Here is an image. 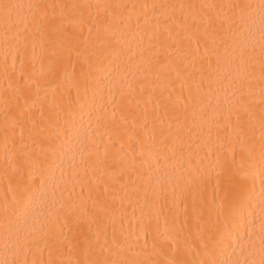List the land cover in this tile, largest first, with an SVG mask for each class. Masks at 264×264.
Returning a JSON list of instances; mask_svg holds the SVG:
<instances>
[{"label": "bare ground", "instance_id": "1", "mask_svg": "<svg viewBox=\"0 0 264 264\" xmlns=\"http://www.w3.org/2000/svg\"><path fill=\"white\" fill-rule=\"evenodd\" d=\"M96 2L98 0H0V3L25 5ZM99 2L127 6L123 14L128 39L132 41L131 52L127 48L120 53L108 50L114 61L110 68L112 83L103 89V99L98 91L93 93L88 65L78 61L75 53L69 58L65 52L63 60L55 62L53 58L54 62L49 65L45 49L51 52L54 44L62 39V33H51V24L47 21H40L38 25L27 10L29 18L18 20L14 17L16 23L12 27L0 13V260L7 256L10 261L18 260L19 264L25 261L32 264L33 260L49 259L46 244L51 245L52 241L33 236L22 215L25 203L35 209L38 202L30 191L22 192L18 185L39 187L40 165L55 153L63 161V176L58 187L49 186L47 193L49 200L57 202V208L60 203L78 201L82 184L84 197L89 195V189L96 197L97 180L102 182L101 189L115 188L123 197L122 205L120 196L117 197L114 214L106 216L99 225H92L89 239L96 253L115 237L123 243L124 251L114 258L155 259L153 240L167 222L177 226L180 240H186L191 248L188 258L196 260L197 264L203 260L260 264L264 259L261 245L264 232L259 207L252 215L247 210L244 213V231L252 232L251 240L241 246L233 237L227 251L221 254L213 249L211 234L214 229L207 210L201 209L199 187L192 185L185 191L190 178L200 175L207 199L210 202L215 199L219 204L224 192L240 180L231 168L233 158L239 161L241 153V141L234 130L236 119L233 116L229 122L228 113L223 110L234 93L236 96L243 93L252 106L255 128L249 129L246 125L242 140L254 137L259 146L260 122L264 116V75L261 72L264 36L258 9L245 24L238 25L236 35L228 33L230 49L239 50L245 46L251 54L247 69L239 72L235 65L229 68L226 60L217 68L214 61L213 68L217 70L211 78V87L207 79L201 87L199 72L183 92L177 85L173 101L179 120L172 118L170 113L163 124L151 118L145 121L142 111L148 108L150 112L151 106L146 103L147 93L141 95L142 72L137 68V65L142 68L155 56L164 60L167 48L165 17L172 13L168 6L176 5L178 9L181 4L216 5L215 12L220 15L217 24L223 22L227 29L228 18L233 12L231 5L255 6L260 0ZM235 11L239 12V8ZM54 23L59 25V19ZM41 25L49 29L53 42L45 41L44 48L39 39ZM26 26L27 32L24 31ZM229 71L230 76L227 75ZM86 91L87 104L82 108ZM68 122L74 124L71 133L67 132ZM147 148L161 154L159 171L155 173L159 178L158 186L156 181L148 182L141 171L146 167L141 163V152ZM30 172L34 175L30 176ZM56 175L61 177L60 169ZM248 186H253L251 179ZM260 187L261 178L257 175L256 204ZM42 211L49 215L50 206ZM211 219L215 221V214ZM249 220L255 223L250 225Z\"/></svg>", "mask_w": 264, "mask_h": 264}, {"label": "snow or ice", "instance_id": "2", "mask_svg": "<svg viewBox=\"0 0 264 264\" xmlns=\"http://www.w3.org/2000/svg\"><path fill=\"white\" fill-rule=\"evenodd\" d=\"M168 7L172 9V13L165 17L167 34L164 43L167 44V48L164 60L161 61L159 56H155L149 58L142 68L137 65L138 70L142 72L141 95L147 93L146 103L151 106V111L145 108L142 116L145 121L151 118L159 124H163L164 120L169 118L170 113L172 118L179 120V116L174 112L173 101V92L177 85L183 92L185 87L193 81L195 74L199 72L201 87L205 79L209 81V87H211V78L217 70L213 68L214 61L217 68L222 61L226 60L229 68L235 65L239 72L247 69L251 54L247 52L245 46L239 50L230 49L228 33L236 35L238 25L245 24L257 9L261 33L264 36V0H260V3L255 6L251 4L231 5L233 12L228 18L227 29L224 28L223 22L217 24L220 15L215 12L216 5L197 7L195 4H181L178 9L176 5ZM126 8V5L102 3L99 0L96 3L43 5L0 3V13L3 14L9 27L15 25L14 17L18 20H27L29 18L25 13L27 10L38 25L40 21H47L51 24V33L57 31L62 33V39L58 44H54L51 52L45 49L49 57V65L51 66L54 62L53 58L55 62L63 60L65 52L69 58L72 53H75L78 61L82 60L88 65V75L93 78V93L98 91L101 99H103V89L112 83L110 68L114 61L108 50L120 53L127 48L131 52L132 41L128 39L126 18L123 14ZM237 8L239 12L235 11ZM57 19L60 21L59 25L54 23ZM24 31L27 32V26ZM239 34L244 35L243 32ZM39 39L41 48H44L45 41L53 43L49 29L44 25L39 27ZM261 47L264 50V44ZM261 72L264 75V60L261 61ZM227 75L230 76L231 72L229 71ZM82 99L85 102L81 105L83 108L87 104V91ZM223 110L227 111L229 122L233 116L236 119L234 130L237 139L241 141V153L239 161L233 158L231 168L240 180L224 192L219 204L215 199L211 202L207 199L202 176L191 177L190 181L185 184V191L192 185L199 187L201 209L202 211L207 210L209 223L214 229L211 234L213 249H218L221 254L227 251L229 241L233 237L235 242L241 246L251 240L252 232L249 230L245 233L244 231L246 210L249 211V215H252L255 208L259 207L261 230L264 232V116L261 117L262 132L257 147L254 137H249L247 141L242 140V137L246 135V125L249 129L255 128L252 106L246 102L245 95L241 93L236 96L234 93L233 98L226 102ZM66 128L67 132L71 133L74 124L68 122ZM63 130L65 129L62 128ZM160 159V152L153 151L152 148L141 152V163L146 165L141 171L146 174L148 182L156 181L157 186L159 178L155 173L159 171ZM165 159H167L166 156ZM81 164L84 165L85 162L81 161ZM63 168V161L53 153L51 159L40 165L39 187L32 188L31 185H25L21 188L18 185L22 192L30 191L38 202L35 209L25 203L22 213L31 234L41 239L47 237L52 241L51 245L46 244L49 259L47 261L33 260L32 264H197L196 260L188 258L192 254L191 248L186 245V240L183 242L180 240L176 231L177 226L167 222L164 230L158 231L153 240L152 252L155 259L133 261L114 258V256H121L124 251L123 243L115 237L111 242H107V247H101L96 253L89 239L92 225H99L106 216L117 211L116 200L120 192L109 187L101 189L102 182L97 180L98 195L96 197H93L91 189H89V195L84 197L82 184L81 197L78 201L60 203L57 208V202L49 200L47 188L49 186L58 187V181L63 176ZM57 169L61 170V177H57ZM29 175H34V173L30 172ZM257 175L261 178L258 204L255 203L256 196L254 195ZM249 179L252 180L251 188L248 186ZM120 191L123 189L121 188ZM120 203L123 204L122 196H120ZM48 206H50V213L46 216L42 209ZM65 212H67L66 215ZM213 214H215V221L211 219ZM28 221L31 223L28 224ZM248 223L253 225L255 221L249 220ZM85 225H87V230H85ZM261 245L262 252H264V238L261 239ZM145 249H147L146 243ZM16 251L18 252L19 249ZM0 264H19V261H10L6 256L0 260ZM24 264L28 262L25 261ZM199 264H239V262L203 260ZM260 264H264V259Z\"/></svg>", "mask_w": 264, "mask_h": 264}]
</instances>
